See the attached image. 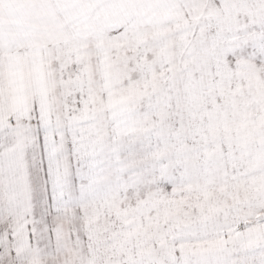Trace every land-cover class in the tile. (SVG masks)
I'll use <instances>...</instances> for the list:
<instances>
[{"label":"snow or ice","instance_id":"6c2138e0","mask_svg":"<svg viewBox=\"0 0 264 264\" xmlns=\"http://www.w3.org/2000/svg\"><path fill=\"white\" fill-rule=\"evenodd\" d=\"M0 264H264V0H0Z\"/></svg>","mask_w":264,"mask_h":264}]
</instances>
